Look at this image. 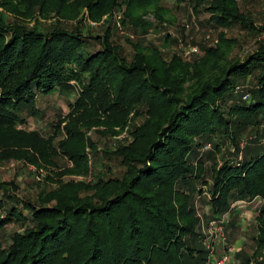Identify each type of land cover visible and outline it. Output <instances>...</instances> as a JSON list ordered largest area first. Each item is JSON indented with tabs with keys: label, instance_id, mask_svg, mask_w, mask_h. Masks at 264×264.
<instances>
[{
	"label": "trees",
	"instance_id": "obj_1",
	"mask_svg": "<svg viewBox=\"0 0 264 264\" xmlns=\"http://www.w3.org/2000/svg\"><path fill=\"white\" fill-rule=\"evenodd\" d=\"M176 1L207 12L200 24L260 29L237 0ZM0 7V163L39 165L55 154L52 141L64 131L58 145L72 162L66 172L85 174L86 146L94 150L87 132L117 135L131 125V141L114 152L120 178L100 176L88 185L56 178L57 189L35 201L17 196L14 185L1 189L0 228L11 220L31 226L0 248V264H208L194 193L209 197V218L239 199L264 202V151L256 155L262 145L248 146L242 159L237 153L238 137L256 136L264 120V42L244 59L229 57L234 38L222 31L214 47L202 46L191 60L176 52L166 58L160 46L139 38L126 54L112 41V13L121 9L122 24L144 34L151 27L146 15L168 20L162 0H0ZM104 15L102 34L84 30L86 17L99 23ZM168 40L165 34L162 43ZM248 77L250 85L239 90ZM56 90L76 93L68 114L47 138L27 131L22 110L36 115L37 96ZM225 140L234 152L228 147L221 165L211 168L209 188L198 189L201 148L211 144L218 153ZM255 219L252 257L264 253V205Z\"/></svg>",
	"mask_w": 264,
	"mask_h": 264
},
{
	"label": "rangeland",
	"instance_id": "obj_2",
	"mask_svg": "<svg viewBox=\"0 0 264 264\" xmlns=\"http://www.w3.org/2000/svg\"><path fill=\"white\" fill-rule=\"evenodd\" d=\"M240 11L248 15L253 21L254 25L259 27V31L254 34L246 31L244 28L233 27L230 29L212 27L211 25L200 24L208 18L207 12L201 11L198 14L194 13L191 6L186 2H179L176 0H162V5L170 12L167 15L166 22L156 21L152 14L146 15L145 20L151 24L148 31L140 34L142 31H132L129 25L122 24V10L115 9L111 18V33L112 41L119 44L126 54H131L133 51L132 42L138 38L144 44L153 43L163 49V54L168 58L172 53L181 54L184 59L191 60L197 58L202 54V46L214 47L217 42V34L222 31L226 36L234 38V43L228 50L229 57L244 59L246 55L254 51L261 43L264 42V0H237ZM1 9V7H0ZM84 13H87L85 10ZM106 15L102 16L100 22L85 18L83 22L84 30L91 34H102L105 31L103 21ZM56 18H48V22H53ZM67 24H74L75 21H65ZM169 35L168 44L162 43L163 36ZM241 90L242 84L244 86L250 85V77L238 82ZM76 98V93L69 91L56 90L48 95H38L36 100V115H31L29 108H24L21 114L26 117V124L24 125L27 131H37L41 136L47 138L50 136L55 128L56 122L59 118L65 117L70 111V103ZM131 116L129 120H131ZM130 127L129 123L127 127ZM123 128L118 131L117 135H110L109 132L97 133L93 129L87 132L88 140L93 143L94 150L86 146L88 155V171L85 174H74L66 172L67 168L72 167V162L68 156L61 151L58 142L65 137L64 131L53 140L55 146V154L49 156V162L45 161L41 164H33L23 159L11 158L0 163V196L2 188H10L11 185L17 187L16 195L20 198H27L32 201L40 199L51 190H56L59 185L54 179L64 182H75L83 185L92 184L97 177H118L122 175L123 168L119 165V159L114 154L117 145L128 144L131 140L129 135L130 128ZM258 133L252 132L238 137V159L245 156L247 147H253L259 140L262 145L256 152V155L264 151V120L257 126ZM256 128V129H257ZM62 129V127H61ZM98 130H102L101 128ZM117 130V129H115ZM261 135V136H260ZM260 136V137H258ZM227 140V139H226ZM225 140V145L219 142L223 147L221 152L215 153L212 150V145L207 144L201 148L200 156L204 167L202 182L200 181L196 186L198 189L206 190L212 183L211 168L215 166L214 162L221 165L224 155L227 153L228 147L233 150L234 147ZM106 151H108L106 153ZM234 152V151H233ZM33 153V152H32ZM34 154V153H33ZM234 153H232L233 155ZM36 156V154H34ZM43 165V166H42ZM203 182H207L208 186ZM206 183V184H207ZM15 191V189H14ZM86 189L79 191V195H86ZM209 197L206 193H194L193 203L195 208V215L199 219L196 230L199 234L200 243L208 250V264H213L215 259L222 254H228V259L224 264H238L239 260L237 254L241 253L243 256L248 255L251 258L249 264H256V261H264V253L253 256L255 244L253 236L256 234L257 221L255 215L260 205L264 202L251 204L250 209H242L238 214L235 213V208L230 209V215L223 228V241H212L210 232L208 230L207 219ZM53 202V201H52ZM51 202V203H52ZM246 207V206H241ZM26 216L29 213L23 211ZM31 226L30 220L22 222L19 220H11L0 228V248H6L11 243V238L14 233L23 232L25 228ZM241 240V242H240ZM241 257V256H240Z\"/></svg>",
	"mask_w": 264,
	"mask_h": 264
},
{
	"label": "built area",
	"instance_id": "obj_3",
	"mask_svg": "<svg viewBox=\"0 0 264 264\" xmlns=\"http://www.w3.org/2000/svg\"><path fill=\"white\" fill-rule=\"evenodd\" d=\"M261 202L263 203V199L261 197L254 196L248 200H243V199L236 200L231 204L230 208H233L235 206H250L251 204L256 205L257 203L259 205ZM261 206L262 205H260L259 208ZM250 207H255V206H250ZM229 215H230V209L222 212L216 217L207 219V224H208L207 234L209 231L210 232L209 236H211L212 241L224 240L223 228L226 221L228 220ZM227 259H228V254H222L219 256V258L215 259V262L213 264H224L227 261Z\"/></svg>",
	"mask_w": 264,
	"mask_h": 264
},
{
	"label": "crops",
	"instance_id": "obj_4",
	"mask_svg": "<svg viewBox=\"0 0 264 264\" xmlns=\"http://www.w3.org/2000/svg\"><path fill=\"white\" fill-rule=\"evenodd\" d=\"M234 208H235V213L238 214L239 212H241L242 209H250L251 207L250 206H246V207L235 206ZM240 242H241V240H240ZM227 264H229V263H227Z\"/></svg>",
	"mask_w": 264,
	"mask_h": 264
}]
</instances>
